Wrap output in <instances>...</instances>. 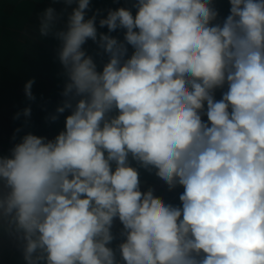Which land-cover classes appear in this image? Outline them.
<instances>
[{"label": "clouds", "instance_id": "clouds-1", "mask_svg": "<svg viewBox=\"0 0 264 264\" xmlns=\"http://www.w3.org/2000/svg\"><path fill=\"white\" fill-rule=\"evenodd\" d=\"M54 2L75 5L62 29L53 7L38 17L60 41L56 113L70 114L53 139L29 132L0 155V229L26 264H264V0H229L222 20L214 0H134L135 14L106 17ZM130 159L181 186L180 206L141 191Z\"/></svg>", "mask_w": 264, "mask_h": 264}, {"label": "crops", "instance_id": "crops-1", "mask_svg": "<svg viewBox=\"0 0 264 264\" xmlns=\"http://www.w3.org/2000/svg\"><path fill=\"white\" fill-rule=\"evenodd\" d=\"M42 2L44 0L41 2L33 0H0V155L3 156L10 155V149L29 132L37 136L53 139L60 131L64 130V117L67 115L56 113L57 107L62 104L57 101L64 99L62 92L59 94L57 91L49 92L47 89L38 87L35 84L32 86L35 100L30 101L26 98L24 92V86L27 82L26 75L23 77L15 76L13 70H11L15 68V62L18 61L14 58L15 49L11 51L13 48L11 49L10 45V39L13 42L16 36L15 22L20 19V15L23 13L27 12L29 16L32 7H36ZM225 17L226 15H219L218 19L222 20ZM10 55L12 59H10ZM18 67H26V65L19 64ZM16 81L19 82L21 93L16 91L17 87L15 88L14 85ZM10 84H13L12 91ZM43 84L47 83L43 82ZM226 90V86L223 89H217L215 98L217 100L221 99L222 93ZM47 101H52L53 106L46 104ZM26 107L31 108V116L25 119L23 109ZM17 113L21 114L19 118H16ZM53 115H58V118L54 121L50 119ZM203 119L207 120V117L204 116ZM33 120L36 122L33 123ZM130 163L138 168L141 191H147L152 188L155 196L161 197L165 202L174 206H180L179 195L183 192L181 186L169 190L165 182L155 175L154 169L149 171L139 167L131 159ZM122 227L118 219L114 220L112 233L115 238L110 247L116 250L117 259H120L117 246L124 239L120 235ZM0 264H26L23 258L22 241L17 239L15 233L3 229H0Z\"/></svg>", "mask_w": 264, "mask_h": 264}, {"label": "rangeland", "instance_id": "rangeland-1", "mask_svg": "<svg viewBox=\"0 0 264 264\" xmlns=\"http://www.w3.org/2000/svg\"><path fill=\"white\" fill-rule=\"evenodd\" d=\"M133 2L134 0H90V10L87 12V16L90 17L97 10H100V16L106 17L107 10H115L120 7L130 8L133 14H135L136 9L132 7ZM214 3L219 11V15L227 16L229 14V0H214ZM48 7H53L58 13H62V18L57 25V28L62 29L66 26L67 17L71 13L72 7H75V5L66 7L63 2L44 0V2L36 7H32L31 14L29 16L27 12L20 15L21 17L19 16L20 19L15 22L16 36L13 42H11L12 39H10L11 49L13 48L11 51H14L15 49L14 58L18 61L15 62V68L11 70H13L15 76L19 75V77H23L26 75L27 81L34 79L35 82L33 86L36 84L38 87L47 89L49 92L57 91L59 94L63 92L65 83L67 82V77L64 74L63 67L58 58L60 41L51 35L48 37H42L39 35L38 31V17ZM99 18L100 17L97 18L98 32L107 33V27H99ZM111 35L123 41L124 30L118 29L115 32H112ZM83 47L89 55L93 56L95 62L97 63L98 70H102L103 64L107 62V56L102 54L101 50L98 49L97 44L92 40H88ZM132 51L131 46H129L128 54L131 55ZM10 59H12L11 55ZM17 64H25L26 67H18ZM43 82L47 84H43ZM18 83L19 82L16 81L14 85L15 88L17 87V93H21L22 90ZM12 85L10 84L11 91L13 88ZM63 100H58L57 102L63 103ZM46 104L53 106L52 101H47ZM69 112V110H66L64 115H69ZM65 118L66 116L64 119ZM35 122L36 121L33 120V123Z\"/></svg>", "mask_w": 264, "mask_h": 264}, {"label": "water", "instance_id": "water-1", "mask_svg": "<svg viewBox=\"0 0 264 264\" xmlns=\"http://www.w3.org/2000/svg\"><path fill=\"white\" fill-rule=\"evenodd\" d=\"M33 1H36V2H41V1H43V0H33Z\"/></svg>", "mask_w": 264, "mask_h": 264}]
</instances>
